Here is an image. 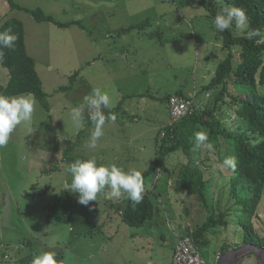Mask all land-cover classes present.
Wrapping results in <instances>:
<instances>
[{
    "label": "rangeland",
    "instance_id": "1",
    "mask_svg": "<svg viewBox=\"0 0 264 264\" xmlns=\"http://www.w3.org/2000/svg\"><path fill=\"white\" fill-rule=\"evenodd\" d=\"M13 2L21 8L10 9L7 0H0V23L6 18H17L23 23L27 52L35 61L50 110L36 99L33 119L18 125L7 145L0 147V264H22L19 259L23 257L30 259L27 264H31L33 256L40 251H54L59 260L68 259L69 264H120L111 246L96 256L93 244L95 258L87 249L90 245L88 235L97 236L95 227H100L102 221L99 217L102 215L104 219L106 214L112 218L116 215L120 229L125 226L128 230L142 232L135 240L133 236L127 241L126 251L130 256L142 260V264H170L172 248L178 239L188 235L209 214L196 196L173 188L178 169L206 154L216 158L212 152L200 148L194 150L193 147L188 153L170 154L166 158L167 172L154 171L144 178L145 190L154 192L152 200L158 210L151 221L139 228L122 222L121 215L114 209L116 205L110 208L103 194H98L97 201L89 203L90 212L79 202L83 209H78L77 213L64 212V203L70 198L69 195L59 196L60 188L66 182L70 183L68 168L77 159L96 156L100 162L104 154V163L125 168L130 162L126 155H134V151L138 152V147L142 146L139 156L150 162L141 167V163L134 159L132 166L144 171L155 164L158 142L171 121L162 98L176 91L188 96H195L197 92L195 101L197 110H200L212 95L210 91H200V88L210 79L226 53L221 48L212 20L197 0ZM36 8L57 22L78 21L80 26L58 27L52 22H36L25 11ZM146 21L149 24H145L144 29H135L125 37H119L122 28ZM236 30L242 33L244 28ZM133 34L150 39L151 43H133ZM124 40L133 45L131 50L137 46L128 58L142 61L140 68L137 64L134 74L131 72L138 82L125 83L118 78L124 72L125 80H132L130 67L115 74V80H110L106 72L117 68L107 59L110 60L115 53H122L119 47ZM234 62H238L237 55ZM75 71H79L80 76L70 83ZM7 78V69L0 66V84H4ZM114 83L121 92L116 91ZM95 87H103L111 94L114 104L106 115H116L115 123L106 121L105 126L109 127L98 141L106 148L102 150L89 144L93 125L87 117L84 129L75 134L66 117L69 109L81 104L83 97ZM136 91L142 92L133 94ZM124 109L127 113L123 112ZM226 122L230 124L229 120ZM119 141L127 143L128 149L121 150ZM72 144L75 147L67 152L72 158L70 161L64 158V149ZM213 177L207 190L211 203L217 200L219 188L215 180L217 176ZM222 201H225L224 196ZM229 219L231 223L227 228L218 227L206 235L213 241L206 247L211 257L208 264H257L264 258V253L244 248L242 229H238L235 219ZM252 221L258 232L264 235V198ZM70 226L77 229V234L69 230ZM146 237H152V243H148ZM97 245L101 252L105 239L101 237ZM223 246L229 248L223 251ZM218 254L221 255L219 259Z\"/></svg>",
    "mask_w": 264,
    "mask_h": 264
},
{
    "label": "trees",
    "instance_id": "2",
    "mask_svg": "<svg viewBox=\"0 0 264 264\" xmlns=\"http://www.w3.org/2000/svg\"><path fill=\"white\" fill-rule=\"evenodd\" d=\"M7 2L10 9L21 8L13 0ZM197 2L204 7L208 18L212 20L216 36L222 43L221 48L226 53L210 79L200 88V91L212 93L203 109L197 110L195 101L197 92L195 96H188L176 91L162 98L167 104L171 121L164 128L158 142L155 164L150 165L142 173L145 178L154 171L167 172L166 158L180 151L188 153L194 147V133L207 130L213 147L211 150L201 147L200 150L206 149L216 158L206 154L181 165L173 188L177 192L196 196L209 213L199 226L188 232V236L192 238L208 264L211 257L206 247L213 241L206 238V235L208 232H215L218 227L227 228L231 223L229 217L236 220L238 229H242L240 231L242 244L256 246L264 252V235L258 232L252 221V218L257 216L264 198V40L260 37L251 40L247 38L250 29H259L264 34V0H197ZM225 6L240 7L246 11L248 21L242 33L237 32L235 24L230 30L223 32L215 28L214 18ZM25 11L30 13L36 22H52L58 27H68L71 24L80 26L78 21L57 22L40 8ZM145 24L149 22L122 28L119 34L131 29H144ZM9 27L16 34L17 40L14 48L2 49L0 66L7 69L8 78L4 84H0V93L4 95L31 93L46 109H50L46 101L47 93L43 90L35 68V61L27 52L24 25L17 18H6L0 23V32ZM235 55L238 62H234ZM78 76L80 72L75 71L71 75L70 83L75 82ZM63 88L66 89V86ZM172 95L193 99L195 105L192 112L174 120L169 107ZM227 120L230 124L226 122ZM74 147L72 144L64 149L65 159L72 160L67 152ZM226 156L235 157V171L223 166ZM214 175L217 176L215 180L219 188L217 200L211 203L207 190ZM64 186L60 188L59 196L69 195L70 198L64 203V212L68 213L70 210L77 213L78 209H83L78 204V194H69L70 191L64 190ZM152 194L155 197L154 192L145 190L142 201L135 206L131 201L122 199L124 205L122 206L120 201L118 207L116 206V212L121 215L122 221L131 227L139 228L151 220L158 210L152 200ZM108 201L112 205L116 202L110 199ZM84 207L89 211L90 205ZM95 228L97 232L100 231V227ZM228 248L229 246H223L222 250ZM19 260L22 264L30 262L27 257Z\"/></svg>",
    "mask_w": 264,
    "mask_h": 264
},
{
    "label": "clouds",
    "instance_id": "3",
    "mask_svg": "<svg viewBox=\"0 0 264 264\" xmlns=\"http://www.w3.org/2000/svg\"><path fill=\"white\" fill-rule=\"evenodd\" d=\"M248 17L243 8L235 6L222 7L214 18V26L218 31L230 30L235 24L237 28L247 26ZM260 37L264 40V34L259 29H250L247 32L249 40ZM16 34L11 27L0 32V58L3 57V48H14ZM114 104L111 94L104 88L95 87L91 93L83 97V102L71 107L66 113L70 129L73 134L79 133L85 127V119L91 121L93 128L90 132L89 144L95 147L104 135L106 121L115 123L116 115L106 111ZM37 100L31 93L20 95L0 94V147L7 145L13 130L23 122H30ZM194 150L204 147L209 150L213 145L209 141L207 130L194 133ZM223 166L235 171L236 159L234 156H226ZM71 175L70 183H65L64 190L78 194V202L89 205L91 201H97L98 194L113 201L127 199L133 206L143 199L145 191L144 177L141 170L136 168L125 169L116 164L98 162L96 156L86 159H77L68 168ZM31 264H69L68 259L59 260L54 251H40L32 258Z\"/></svg>",
    "mask_w": 264,
    "mask_h": 264
},
{
    "label": "crops",
    "instance_id": "4",
    "mask_svg": "<svg viewBox=\"0 0 264 264\" xmlns=\"http://www.w3.org/2000/svg\"><path fill=\"white\" fill-rule=\"evenodd\" d=\"M133 31H135V29H131V30L127 31V32H124V33H121V34H118V35H119V37H122V36L125 37L128 33H131V32L133 33ZM139 37L140 36H137L136 34H133V36L131 38V42H133V43H140V44H145V43H149L150 42V39H146V38L142 39V38H139ZM132 48H133V45L128 40H124L123 43H122V45H120V47H119V49H120V51L122 53H119V54L118 53H115L112 57H110L111 59L109 58L110 60L107 59V61H109V63H112V65L113 64L114 65L116 64V66H117V68L114 69L113 71H112L111 68H110V70H107L106 71L107 74H108V77L110 78V80H115L113 78V77H115L114 76L115 74L120 73L121 70L124 69V68L130 67V76H131V79L132 80H125V78H124L125 77V73L124 72H123V75H120L119 74L118 75V78H120V80H124L125 83L126 82H130V81H132V82H138V80H134L133 79V74H134V69L137 68V64H138V67H139V63L142 62V61L139 62V59H138L137 62H136V60L134 58H133V60H131V59L128 58L130 53L134 54L133 53V50L135 48H137V46H135L134 49L131 50ZM138 52H136V54ZM114 87H115V89H116L117 92H121V90L116 86L115 83H114ZM101 88H103V87H101ZM140 92H142V91H136L133 94H140ZM143 92H145V91H143ZM147 92H149V91H147ZM143 94H145V93H143ZM123 112L124 113H127V111L125 109L123 110ZM134 121L135 122H138V119H134ZM108 127L109 126H105L104 127V130H106ZM118 145H119V148L121 150H124L125 151V150L128 149V144L127 143H124L122 141H119ZM96 147H98L99 150L106 149L105 146L103 144H99V142L96 144ZM143 148L144 147L139 146L138 147V150L139 151L138 152H135L134 151V153H135L134 155H132L131 153L128 156L126 155L127 160L130 161L129 164L127 165V167H125L126 170L129 169V168H134L132 166V165H134L133 163H135V160L134 159H136L137 161H139V163H141V167H142V164H144V163L145 164H148L150 162V161H144L143 157L139 156L142 153ZM118 154H120V153H118ZM103 156H104V154H103ZM103 156L99 159L100 162H105ZM129 156H130L131 160L129 159ZM141 158L143 159L142 162H141ZM48 186H50V185H48ZM120 201H121V204L123 206L124 205V202H122V199L119 200V201H116L114 205L117 206V204ZM114 205L110 204V202H109V205L108 206H110V208H112V206H114ZM114 209H116V207H114ZM69 212H70V210L68 211V213ZM117 214L119 215V213H117ZM100 218L102 219V221L99 223L100 224V227H101V232H98L97 236H94V234H92V235H88V237H87L88 244L90 243V245L87 246V249L89 248L88 250H91L90 251V254L92 255V257L95 258L94 255H93V244H94V247H95V254H96V256L98 254L104 253L105 250L107 249V247L108 246H111L112 249H113V251L116 252V253H113V254L118 257V261L120 262V264H131L133 261H135L136 264H138V263L139 264H142L141 263L142 260H137L135 258V256H130L128 254V252L126 251L127 241L129 239H131V237H133V236H134V240H135V238L137 236L141 235L142 232L140 230H136V231L128 230L127 228H125V226H122V228H121L122 231H123L122 232L121 229H120V224L116 221V219H117L116 215H113V218H112V216H110V214H106L104 216V219H103L102 215L99 217V219ZM119 219L122 220V218H119ZM105 225H107V226H105ZM102 228L103 229L106 228V230L105 229L103 230ZM69 230L71 232H73L74 234H77V232H78L77 229L75 227H72V226L69 227ZM123 233H124V236H123ZM16 236H18V234ZM146 236H147V234H146ZM148 236H150V235H148ZM101 237H103L105 239V247L100 252L99 251V246L97 245V243L101 239ZM146 241L148 243H152L153 238L152 237H150V238L146 237ZM172 251H173V248H172ZM169 262H170V264H172V254H171V257L169 259ZM145 264H148V263H145ZM150 264H152V262H150Z\"/></svg>",
    "mask_w": 264,
    "mask_h": 264
},
{
    "label": "built area",
    "instance_id": "5",
    "mask_svg": "<svg viewBox=\"0 0 264 264\" xmlns=\"http://www.w3.org/2000/svg\"><path fill=\"white\" fill-rule=\"evenodd\" d=\"M195 102L191 98L172 95L169 101L171 117L176 120L192 112ZM220 254L217 258H220ZM172 264H207L192 238L188 235L178 239L172 252Z\"/></svg>",
    "mask_w": 264,
    "mask_h": 264
},
{
    "label": "water",
    "instance_id": "6",
    "mask_svg": "<svg viewBox=\"0 0 264 264\" xmlns=\"http://www.w3.org/2000/svg\"><path fill=\"white\" fill-rule=\"evenodd\" d=\"M244 248H248V249H251V250H253L255 253L257 252H263V250L262 249H260V248H258V247H256V246H252V245H245L244 246ZM232 253H234V252H232ZM264 253V252H263ZM258 264H264V258H262V259H259V261H258Z\"/></svg>",
    "mask_w": 264,
    "mask_h": 264
}]
</instances>
